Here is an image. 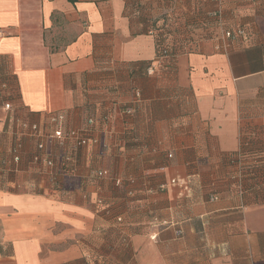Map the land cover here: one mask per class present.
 Instances as JSON below:
<instances>
[{"label": "crops", "instance_id": "obj_1", "mask_svg": "<svg viewBox=\"0 0 264 264\" xmlns=\"http://www.w3.org/2000/svg\"><path fill=\"white\" fill-rule=\"evenodd\" d=\"M165 35L188 49L157 56ZM5 85L0 264H101L102 246L116 264H264V0H0ZM58 112L98 140L68 144L71 174L57 144L51 170L16 135Z\"/></svg>", "mask_w": 264, "mask_h": 264}, {"label": "built area", "instance_id": "obj_2", "mask_svg": "<svg viewBox=\"0 0 264 264\" xmlns=\"http://www.w3.org/2000/svg\"><path fill=\"white\" fill-rule=\"evenodd\" d=\"M212 1V0H210ZM217 3H220L223 0H213ZM212 17H216L219 18V23L221 25H223L224 21H223V17H222V9L219 8L216 11H214L211 14ZM247 33V31L245 30V28L242 27H228V28H223L222 29V38L227 41V40H237L240 38H243V36H245ZM4 109L6 111H10L12 109V103L11 102H6L4 104ZM134 111L133 108H128L126 111V114H132ZM65 120H66V116L63 113H54V115H51L48 118L47 121V128L42 127V125H38V124H31L28 121H24L21 119H17L16 123L18 126L16 135L19 137H29L31 139L36 140V147L38 152L36 154H34L33 157V163L34 164H44L47 168L54 170L55 168V162L52 159V157H48L46 154V149H47V145L49 143L51 144H57L63 151L66 150V148L68 147V144L70 142L73 143V147L75 149L78 148H82L85 145H88L90 143H98V140L96 138H93L91 136V132H92V128L91 127H86L84 128V130L82 129H66L65 128ZM88 124L90 125H94L95 124V118L94 117H90L87 121ZM21 144H16L14 146L11 147V155H13V161L15 164H19L22 160V155H21ZM65 149V150H64ZM64 155V154H63ZM62 161H65V165L66 167H68L69 162H72V156L69 155H64L62 158ZM64 171V169H63ZM70 172V169L68 168L67 172ZM75 169L73 171H71L70 173H66V174H71L72 172H74ZM94 179L96 180H100L102 178H111L109 171L106 169H100V171H96L94 173ZM113 180V182H115V184L117 186H121L124 184V181L121 178L115 177V178H111ZM131 183H133V180H130ZM164 189V186H160V190L162 191ZM104 200L101 198H99L97 200V205L101 206V205H105L104 204ZM118 222L122 221L121 217L117 218ZM177 235L181 236L182 235V230H178L177 231ZM156 236H152L151 239L155 240Z\"/></svg>", "mask_w": 264, "mask_h": 264}, {"label": "trees", "instance_id": "obj_3", "mask_svg": "<svg viewBox=\"0 0 264 264\" xmlns=\"http://www.w3.org/2000/svg\"><path fill=\"white\" fill-rule=\"evenodd\" d=\"M156 48H157V56H159V57L175 56V55L179 54L180 52H184V50L188 49L186 47V45H182L181 42H177V39L174 35H173V37H171L170 35H165L164 37L163 36L158 37ZM7 87L8 86H6V88H4V92H2L0 90V97L3 95H6L9 97L10 94L12 95L13 90L12 89L8 90ZM74 151L75 150L68 152L67 149L64 151V153H63L64 155L72 156V162H69L68 164H70V165H68V167H66L65 161H62V157L64 155L61 157V163L59 166L60 171L59 172H61L62 174L63 173H70L71 171H73L75 169L73 165H74L75 160H76V153H74ZM68 168L70 169V172L69 171L67 172ZM63 169H64V171H63ZM248 172L254 173V169H250V170H248Z\"/></svg>", "mask_w": 264, "mask_h": 264}, {"label": "rangeland", "instance_id": "obj_4", "mask_svg": "<svg viewBox=\"0 0 264 264\" xmlns=\"http://www.w3.org/2000/svg\"><path fill=\"white\" fill-rule=\"evenodd\" d=\"M103 250V253L104 255H106L107 259L103 260V262L101 264H116L114 262V255H113V252H112V248L107 246V247H104L102 246V249Z\"/></svg>", "mask_w": 264, "mask_h": 264}]
</instances>
